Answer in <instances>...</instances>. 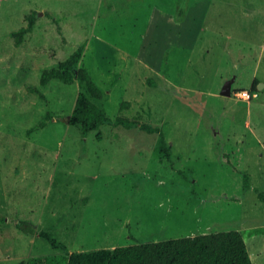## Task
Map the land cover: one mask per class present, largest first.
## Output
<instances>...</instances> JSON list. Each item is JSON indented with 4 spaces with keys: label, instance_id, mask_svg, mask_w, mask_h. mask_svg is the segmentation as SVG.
<instances>
[{
    "label": "rangeland",
    "instance_id": "rangeland-1",
    "mask_svg": "<svg viewBox=\"0 0 264 264\" xmlns=\"http://www.w3.org/2000/svg\"><path fill=\"white\" fill-rule=\"evenodd\" d=\"M79 46L107 117L168 158L66 122L78 81H39ZM229 230L264 264V0H0V264L61 254L40 231L77 253Z\"/></svg>",
    "mask_w": 264,
    "mask_h": 264
},
{
    "label": "trees",
    "instance_id": "trees-1",
    "mask_svg": "<svg viewBox=\"0 0 264 264\" xmlns=\"http://www.w3.org/2000/svg\"><path fill=\"white\" fill-rule=\"evenodd\" d=\"M34 23L35 17L30 15L25 27L11 33L17 46L22 43L23 37L31 32ZM82 54L83 47L79 46L56 67L44 70L39 81L40 86H46L52 80H59L63 84L78 81L80 90L66 122L77 127L83 135L97 130L105 123L125 129L139 127L147 133H159V153L168 158L170 149L163 133L158 128L123 117H117L114 120L107 117L103 107L105 93L96 86L88 71L80 65ZM255 88L256 82L252 84L251 90L255 91ZM31 91L43 97L38 88L31 87ZM38 127H43V125H38ZM96 137L100 139V134L97 133ZM260 197L263 198V196ZM38 236L44 238L54 249H59L62 253L34 256L18 264H253L243 235L237 230L157 242H135L115 247L112 250L100 249L77 253H70L67 246L58 241L50 232L40 231Z\"/></svg>",
    "mask_w": 264,
    "mask_h": 264
},
{
    "label": "crops",
    "instance_id": "crops-1",
    "mask_svg": "<svg viewBox=\"0 0 264 264\" xmlns=\"http://www.w3.org/2000/svg\"><path fill=\"white\" fill-rule=\"evenodd\" d=\"M190 11L187 13V16H186V19H184V21H182V23L179 25V27H183V28H185L186 30H187V28L191 25V23H188L189 21H190V19H192V21H194L195 20V16H196V14H192L193 13V9L190 7V9H189ZM203 11V10H202ZM200 14V13H199ZM201 16H203V14L201 15ZM203 18V17H202ZM187 24H189V25H187ZM195 25V24H194ZM185 32V31H184ZM189 33H192V32H189ZM188 33V34H189ZM194 33H195V31H194ZM193 34V33H192ZM190 35V34H189ZM183 38H185V39H183ZM194 39H193V37H189V38H187L186 37V35H185V37H180V36H178V40H177V43L178 44H181V45H186V46H188L189 47V45H190V43L192 44V41H193Z\"/></svg>",
    "mask_w": 264,
    "mask_h": 264
},
{
    "label": "built area",
    "instance_id": "built-area-1",
    "mask_svg": "<svg viewBox=\"0 0 264 264\" xmlns=\"http://www.w3.org/2000/svg\"><path fill=\"white\" fill-rule=\"evenodd\" d=\"M235 95L237 96L238 100L250 101L251 98L256 96V93H252L247 90H239V91H236Z\"/></svg>",
    "mask_w": 264,
    "mask_h": 264
},
{
    "label": "water",
    "instance_id": "water-1",
    "mask_svg": "<svg viewBox=\"0 0 264 264\" xmlns=\"http://www.w3.org/2000/svg\"><path fill=\"white\" fill-rule=\"evenodd\" d=\"M233 80H228L224 83L223 87L221 88L220 94L223 96H230L231 95V85ZM263 87L262 83L258 84V89H261Z\"/></svg>",
    "mask_w": 264,
    "mask_h": 264
}]
</instances>
